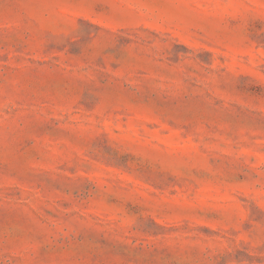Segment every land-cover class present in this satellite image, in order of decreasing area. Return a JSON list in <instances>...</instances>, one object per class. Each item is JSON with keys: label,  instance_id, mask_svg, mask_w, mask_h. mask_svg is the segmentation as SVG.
<instances>
[{"label": "rangeland", "instance_id": "rangeland-1", "mask_svg": "<svg viewBox=\"0 0 264 264\" xmlns=\"http://www.w3.org/2000/svg\"><path fill=\"white\" fill-rule=\"evenodd\" d=\"M0 264H264V0H0Z\"/></svg>", "mask_w": 264, "mask_h": 264}]
</instances>
